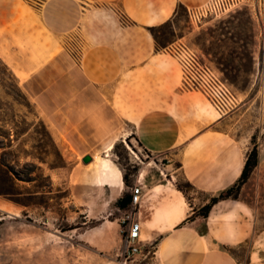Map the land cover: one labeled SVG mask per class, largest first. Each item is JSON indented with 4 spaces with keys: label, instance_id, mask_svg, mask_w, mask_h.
Masks as SVG:
<instances>
[{
    "label": "crops",
    "instance_id": "crops-1",
    "mask_svg": "<svg viewBox=\"0 0 264 264\" xmlns=\"http://www.w3.org/2000/svg\"><path fill=\"white\" fill-rule=\"evenodd\" d=\"M209 1L0 0V59L14 76L25 82L50 68L61 83L80 87L72 100L88 105L84 125L93 128L96 145L119 121L124 138L153 157L135 161L138 172L129 184L106 158L112 150L107 155L105 148L95 169L96 188L110 198L116 215L111 223L118 228L117 212L129 206L131 188L140 187V237L154 244L142 264H264V219L255 221L244 200H219L207 216L200 214L240 177L251 137L232 118L216 115L201 92L182 86L170 51L175 42L159 48L150 31L172 23L178 8L199 9ZM72 38L83 46L76 67L65 50ZM85 88L96 95L87 98ZM124 197L122 203L128 202L118 207ZM245 244L250 250L243 263L226 250Z\"/></svg>",
    "mask_w": 264,
    "mask_h": 264
},
{
    "label": "rangeland",
    "instance_id": "rangeland-1",
    "mask_svg": "<svg viewBox=\"0 0 264 264\" xmlns=\"http://www.w3.org/2000/svg\"><path fill=\"white\" fill-rule=\"evenodd\" d=\"M221 5L194 19L180 7L172 23L150 31L159 48L183 42L196 51L236 96L238 108L224 117L232 118L230 122L251 137L248 154L254 145L258 149V165L244 182L239 198L259 221L264 219V0H241L226 9ZM65 50L76 67L81 42L72 38ZM62 79L50 68L25 82L17 79L29 101L27 107L7 96L14 92L0 62V164L12 169L10 176L0 170V180L9 183L12 178L16 193L0 195L7 203L0 204V264H121L123 236L120 227L111 223L116 215L108 207L110 198L96 188L95 169L104 161L109 143L114 147L106 158L126 173L128 184L138 172L137 162L153 157L124 138V124L119 121L111 124L105 140L96 145L93 128L84 125L88 105L72 100L80 87L61 83ZM48 84L54 86L46 88ZM82 91L87 98L96 95V90ZM117 214L122 217L123 213ZM249 250L245 244L233 251L243 263Z\"/></svg>",
    "mask_w": 264,
    "mask_h": 264
},
{
    "label": "built area",
    "instance_id": "built-area-1",
    "mask_svg": "<svg viewBox=\"0 0 264 264\" xmlns=\"http://www.w3.org/2000/svg\"><path fill=\"white\" fill-rule=\"evenodd\" d=\"M241 0H210L199 9L187 10L189 17L194 19L198 13L205 12L211 7L223 6L229 8ZM264 47V25L261 31ZM170 51L176 59L181 74L182 86L201 92L220 116H226L238 108L239 102L217 73L208 63L204 62L196 51L183 42L174 43ZM129 206L123 211L120 219V230L125 248L120 253L121 264H140L154 251V244H146L140 237L141 225L138 220V205L140 187L133 186Z\"/></svg>",
    "mask_w": 264,
    "mask_h": 264
},
{
    "label": "trees",
    "instance_id": "trees-1",
    "mask_svg": "<svg viewBox=\"0 0 264 264\" xmlns=\"http://www.w3.org/2000/svg\"><path fill=\"white\" fill-rule=\"evenodd\" d=\"M0 62L3 65V74L7 75L8 79L11 81V88H12V92L7 93V96L12 97V101L13 103H17L20 105H25V106H29V101L26 97V95L21 91L19 85H18V80L17 78L14 76V74L12 73V71L2 62V60L0 59ZM10 86L9 89L11 90ZM18 98H21L24 102H21ZM0 109H1V100H0ZM1 132V131H0ZM255 137L253 136L252 139H254ZM258 156H259V152L257 147L254 145L251 149V151L249 152L245 164H244V168L243 171L240 175V177L237 179V181L230 187H228L227 189H225L224 191H222L218 196L213 197L210 201L209 204L205 205L203 208L200 209V214L203 216H207L211 206L215 203H217L219 200H223V199H234V200H238L239 199V193L241 190L242 185L244 184V182L248 179L251 171L258 165ZM0 170L6 171L7 175L10 176V172H12V169L7 165V164H0ZM123 181L124 183L128 184V177L126 175V173L123 174ZM14 186L15 183L13 181V179H9V183H6V181L0 180V195L2 196H9V197H13L16 195L15 190H14ZM176 187L183 191L186 192V187L184 184H182L181 182H176ZM127 198V197H126ZM126 198H119L116 201V205L118 207H123L125 206V204L128 202L126 201L125 204L122 203V200ZM131 201V199H130ZM129 201V203H130ZM129 205V204H128ZM127 205V206H128ZM230 254L234 255V249L232 248H227L226 249Z\"/></svg>",
    "mask_w": 264,
    "mask_h": 264
},
{
    "label": "bare ground",
    "instance_id": "bare-ground-1",
    "mask_svg": "<svg viewBox=\"0 0 264 264\" xmlns=\"http://www.w3.org/2000/svg\"><path fill=\"white\" fill-rule=\"evenodd\" d=\"M126 146H127V148L130 150V152L133 153V152H132V149H131L128 145H126ZM113 147H114L113 143H110V144L106 147V153H107V155H108L109 152L113 149Z\"/></svg>",
    "mask_w": 264,
    "mask_h": 264
},
{
    "label": "water",
    "instance_id": "water-1",
    "mask_svg": "<svg viewBox=\"0 0 264 264\" xmlns=\"http://www.w3.org/2000/svg\"><path fill=\"white\" fill-rule=\"evenodd\" d=\"M87 161L89 160V158L86 159Z\"/></svg>",
    "mask_w": 264,
    "mask_h": 264
}]
</instances>
